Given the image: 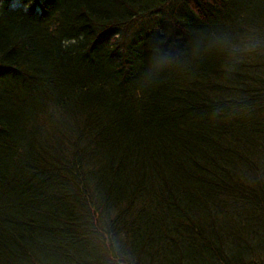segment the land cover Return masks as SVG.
<instances>
[{"label": "trees", "instance_id": "16d2710c", "mask_svg": "<svg viewBox=\"0 0 264 264\" xmlns=\"http://www.w3.org/2000/svg\"><path fill=\"white\" fill-rule=\"evenodd\" d=\"M0 0V264H264V0Z\"/></svg>", "mask_w": 264, "mask_h": 264}, {"label": "rangeland", "instance_id": "374dc122", "mask_svg": "<svg viewBox=\"0 0 264 264\" xmlns=\"http://www.w3.org/2000/svg\"><path fill=\"white\" fill-rule=\"evenodd\" d=\"M22 7L24 8V5L21 4V1L14 0V1L12 2V8H13V9L22 8Z\"/></svg>", "mask_w": 264, "mask_h": 264}]
</instances>
